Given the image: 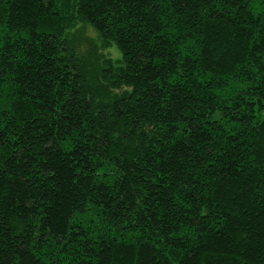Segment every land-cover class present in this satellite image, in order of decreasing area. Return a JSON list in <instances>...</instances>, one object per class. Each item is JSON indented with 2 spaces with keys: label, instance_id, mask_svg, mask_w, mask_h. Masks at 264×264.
Wrapping results in <instances>:
<instances>
[{
  "label": "trees",
  "instance_id": "trees-1",
  "mask_svg": "<svg viewBox=\"0 0 264 264\" xmlns=\"http://www.w3.org/2000/svg\"><path fill=\"white\" fill-rule=\"evenodd\" d=\"M0 264H264V0H0Z\"/></svg>",
  "mask_w": 264,
  "mask_h": 264
},
{
  "label": "rangeland",
  "instance_id": "rangeland-1",
  "mask_svg": "<svg viewBox=\"0 0 264 264\" xmlns=\"http://www.w3.org/2000/svg\"><path fill=\"white\" fill-rule=\"evenodd\" d=\"M87 35L89 37H95L94 32H91V29L88 28ZM86 36L85 33H81V37ZM105 53L110 55V57L114 60L115 64L118 65L119 61L122 59V54L117 48L116 45L111 46L108 50L105 51Z\"/></svg>",
  "mask_w": 264,
  "mask_h": 264
}]
</instances>
